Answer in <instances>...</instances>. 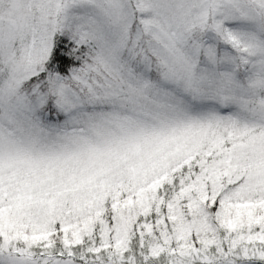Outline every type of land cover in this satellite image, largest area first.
I'll list each match as a JSON object with an SVG mask.
<instances>
[{"label": "snow or ice", "instance_id": "obj_1", "mask_svg": "<svg viewBox=\"0 0 264 264\" xmlns=\"http://www.w3.org/2000/svg\"><path fill=\"white\" fill-rule=\"evenodd\" d=\"M0 264H264V0H0Z\"/></svg>", "mask_w": 264, "mask_h": 264}]
</instances>
